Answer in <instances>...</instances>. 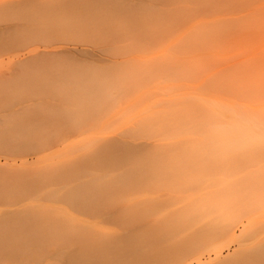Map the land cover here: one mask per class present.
<instances>
[{
	"label": "bare ground",
	"instance_id": "1",
	"mask_svg": "<svg viewBox=\"0 0 264 264\" xmlns=\"http://www.w3.org/2000/svg\"><path fill=\"white\" fill-rule=\"evenodd\" d=\"M101 1L110 3L115 12ZM116 1L2 0L1 19L14 20L16 29L9 34L7 30L9 36L0 39L18 40L17 44L22 45L26 39H39L40 29H66L82 37L107 40L114 36L110 34L116 26L129 19H144L137 6L131 9ZM208 42L182 41L180 48L186 60L179 66L159 56L147 67V63L138 64L141 66L136 73L143 79L135 72L138 79L128 76L136 82L133 88L141 87L144 76L145 81L155 85L181 79L186 88L172 92L161 105L146 108L141 120L137 118L139 121L136 119L138 122L121 137L69 136L73 133L70 128L79 127L78 123L82 127L84 120H90L89 115L109 107L95 88L98 83L100 89L106 84L103 90H108L115 82L112 78V84L107 82L111 76L101 73L108 79L97 83L100 73L95 74L96 79L92 72L91 80L95 78L96 83L89 89L86 83L81 84L85 77L83 81L80 76L72 79L77 89L84 86L79 98L89 92L85 101L91 103L85 105V96L78 102L76 88L70 87L67 92L64 88L69 82L61 83L65 86L59 92L70 95L56 97L60 105L53 110L37 103L41 94L37 77L28 78L34 88H14L4 83L7 76L19 81L20 76L37 72L35 66L42 60L31 59L36 53L9 63L7 71L0 74V150L12 157L11 150L31 149L37 159L30 164L26 160L19 165L14 161L0 163V206L11 207H0V264H192L193 260L200 264L206 252L214 253V260L208 264H229L219 257L221 236L233 234L236 221L245 211L239 207L242 202L248 204L260 194L264 199V154L260 150L264 134V103L260 98L264 91V58L252 60L251 65L241 62L211 67L194 53L201 48L208 50ZM70 49L89 52L82 46ZM158 58H164L163 62ZM168 64L174 66L170 72L165 68ZM73 71L77 76L80 73ZM124 73L127 77L128 72ZM71 74L61 81L67 82L66 76L71 78ZM196 75L200 76L198 83L185 81ZM91 80L86 78L87 85ZM124 82L125 78L118 82L120 91L127 87ZM105 102L108 104L104 107ZM80 106L86 112L82 107L80 113ZM80 116L86 119L81 121ZM43 200L69 204L72 210L46 206L40 203ZM76 208L88 209L93 219H101L85 225L73 212Z\"/></svg>",
	"mask_w": 264,
	"mask_h": 264
},
{
	"label": "rangeland",
	"instance_id": "2",
	"mask_svg": "<svg viewBox=\"0 0 264 264\" xmlns=\"http://www.w3.org/2000/svg\"><path fill=\"white\" fill-rule=\"evenodd\" d=\"M0 1V3H2V0ZM114 1L111 0L112 3ZM119 1L123 4H120ZM117 2L124 6L126 4L128 5L127 7H131V9L132 5L137 6V8L144 14V19H129L122 26H116L112 31V34H110L114 36L107 40H102L101 37L98 38L97 36L91 38L82 37L78 32L66 29L48 31L40 29L39 39L37 36L29 38L25 40V43L21 41L23 42L21 45L20 43L17 44V42H20L18 40L15 41V43L10 39L5 38L6 36H9V33L15 31L14 20L6 19L8 17L1 19L0 16V38L5 35L4 40L0 39V44L2 45V48L0 45V74L7 71L6 68L10 62L28 56V54L36 53L34 56H31V59L40 58V60H42L40 61V65L35 66L37 69L39 68V70L34 73L31 72L32 74L30 72L27 73L24 77L25 79L20 76V80L18 81L19 78L17 80L9 79L11 77L7 76L5 79L7 82H4L6 83L5 86L17 88L19 86L28 87V85H30L34 88L35 84H30L28 81V78L30 77L31 80L33 79V77H29V75H33L37 77V80H40H38L39 83H36L38 84L37 87L41 93L40 96H38L37 103L41 102L42 106H50L51 109L54 110L55 108L56 110L60 105L58 101L59 99L57 100L56 97L59 98V95H64L69 92V90L72 89L70 87H73L74 89L72 90H75L76 87L73 86L75 80H72L73 78L78 80L79 76L80 78L85 77L84 81L82 78L83 83L81 84L86 83V87H93L94 83H98L99 81L105 83L108 76H111L107 80L108 83L110 82V84H112V82L115 81L113 85L109 86L108 90H103L104 87L107 88L106 84L102 86V89L98 88L99 83L97 84L95 89L99 93L97 91H95V93H98V95L101 94V98L103 97V99L105 98V101L109 102V104L105 102V104L102 105L104 106L108 104L109 107L106 108L104 106V111L103 109H101L103 112L98 110L99 113L94 110L96 111L95 113H97L96 115L94 113L95 116L86 115L89 117L87 118L90 119L89 121L86 120V122L85 120L83 121V118H86H82L81 116L86 112V106H84L86 102L89 104L91 102L88 100L85 101L88 98L86 94L89 95V92L84 94L87 98L86 96L83 98V106L85 108L82 106L84 108L82 111L85 112L80 114L81 116L78 117V119L81 118L80 120L83 121L82 123L86 124L81 127V123H78L79 127L77 126V128L73 129L70 128L71 130L68 129L69 132L73 130V133H70L69 135L73 138L76 136L83 137L88 135H93L98 138L121 137L124 133L126 134L131 130L130 128L132 125L134 126V124L139 121L138 119H140L144 110L149 108L150 105L157 107L158 105H161L165 99L169 98L172 95V92L184 91L186 87L181 85L183 81L181 79L160 81L159 84L155 85L149 83V81H145L146 78L144 76L145 80L142 81L141 87L139 88L138 86L133 88L136 82H133L134 80L132 81L133 76L136 77V72L139 71L136 68L145 63H147V65L145 64L146 67L149 66L148 63L158 56L166 58H158V62H161V60L163 62L164 59V62L167 63L170 61V64H173L174 66L183 64L186 60V54L182 52L180 45L184 40L206 39V41H209L207 43L210 47L208 50L201 48L194 51V53L200 55V59L208 66H214L215 68L232 66L241 62H246L251 65L252 60L254 61L255 59L264 58V0H117L116 4ZM102 3L103 4L101 5L106 4L105 7L110 5V3L107 4V2H105V4L104 2ZM101 5L99 4V6ZM113 5V7H118V5ZM107 7L109 9L111 5ZM111 9L112 7L109 10ZM152 15H156L157 17L153 18ZM1 29H4L5 31H2ZM94 39L98 40L92 41ZM5 45L9 46L8 50V46L6 48ZM12 45L15 46V49H13L14 46ZM73 46L79 48H81V46L86 47L89 49V52L82 54L76 51H71L70 48ZM3 47H5L6 50H4ZM45 49L66 50L63 52L53 53L50 51L49 53H44L43 50ZM48 60H50V62H48ZM155 62H157V59H155ZM45 63L46 65H44ZM138 64L141 65L139 66ZM170 64H168L167 67L164 65L166 71L170 72L172 70L171 68L174 67ZM60 65L63 67L60 68ZM56 66L61 70H58ZM64 66H66V68H64ZM74 66L75 70L73 69ZM46 67L48 69H46ZM141 69L144 70V68ZM71 70H74V73H77L78 71H80V73L78 72L77 76L76 74H73ZM60 71H62V75ZM92 72H95L94 75L100 73L101 77L100 79L98 77L99 80L95 75L97 79L95 80L96 82L94 81L95 78H93L94 82L91 80V77H94V75L92 76ZM126 72H128L127 77L123 75V73L126 74ZM36 73H38L39 76H36ZM69 73H72L71 78L68 77L70 76L68 75ZM101 73L107 75V79H105V76ZM145 73H143V75ZM64 75H68L66 76L67 80H65L67 82L63 81L65 79ZM137 75L143 79L141 74L138 73ZM128 76H132V78L129 77L131 80ZM139 76L136 78L138 79ZM60 78H63V80L61 81ZM68 78L72 81L68 80ZM86 78L87 81L91 80L93 83L91 82L90 85H87L88 82L86 81ZM111 78L113 81H111ZM122 78H125L124 84H126L127 87L128 85L130 86L128 89H125L127 88L125 87L123 90L124 92L120 91L122 88L118 87V82L121 81ZM127 78L131 82H128ZM199 78L200 76L196 75L193 79L185 81L190 84H196L198 83ZM13 80L16 81L17 84ZM80 80L81 79H79V82ZM68 82L70 85L73 84L72 86L66 85V87L69 86L68 89H66V87L64 88L65 85L62 84V86L64 85V90L68 91L64 93H62V91L59 92V90L62 89L61 83L68 84ZM126 82H128V84ZM59 83V88L55 87L58 86ZM79 87H81V85L78 86V88ZM83 87L84 86L82 85V89L76 88L78 92L76 91L77 96L76 94L75 96L77 98H79L78 96H81L79 94L83 90ZM55 88L58 89H56L54 93L53 91ZM85 89L84 92L89 91ZM72 90L70 92L73 93ZM91 90H93L94 93V88H91ZM104 91L106 97L107 95H110V97H107L109 100H106V97L102 94ZM66 95L70 94L67 93ZM75 96L66 97L76 98ZM84 96L82 94V97ZM81 98L77 99L78 102ZM97 98H99V96ZM95 99L96 97L94 100ZM102 103H104V101ZM111 104L112 106H115L111 107ZM42 106L40 104V108H42ZM82 107L79 108V110L83 109ZM82 111L80 110V113H82ZM139 140L145 139L140 138ZM42 148L40 147V150L46 149L45 147ZM21 151L17 149L14 151L11 150L12 157H7L5 151L0 150V163L3 164L6 161H14V163L16 162V164L19 165L21 161L26 160L30 164L34 163V160L37 159V155L33 150L28 149ZM253 189L257 188L254 187ZM260 196L254 201H250L248 204L242 202V205H240L239 203V207L243 208V210L245 209V211H243L244 214L236 221L232 235L228 236L223 234L221 236V250L219 257L227 259L229 264H264V199ZM238 201H240V199ZM40 203L46 206L59 205L72 210L71 205L62 202L54 203L43 200L40 201ZM236 206L238 207V203H236ZM0 207L6 210L11 208L7 206ZM73 212H75V215L79 216L83 223L88 226L90 225L87 223L90 221H100L101 219L96 216L95 219H93V217L90 216L88 209L85 211L76 208ZM48 213L55 212L49 210ZM40 218L42 219V216H40ZM209 260H214L213 252H210V254L206 252L202 256L200 264H208ZM192 264H197V262L193 260Z\"/></svg>",
	"mask_w": 264,
	"mask_h": 264
},
{
	"label": "snow or ice",
	"instance_id": "3",
	"mask_svg": "<svg viewBox=\"0 0 264 264\" xmlns=\"http://www.w3.org/2000/svg\"><path fill=\"white\" fill-rule=\"evenodd\" d=\"M260 98H261V102L264 103V91H262ZM260 150H261V153L264 154V134H262L261 136Z\"/></svg>",
	"mask_w": 264,
	"mask_h": 264
}]
</instances>
